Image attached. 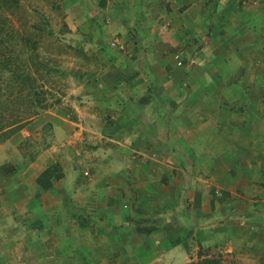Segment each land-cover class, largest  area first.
<instances>
[{"label": "crops", "instance_id": "1", "mask_svg": "<svg viewBox=\"0 0 264 264\" xmlns=\"http://www.w3.org/2000/svg\"><path fill=\"white\" fill-rule=\"evenodd\" d=\"M110 1L119 44L83 49L96 60L66 188L40 192L37 164L20 163L15 186L0 177V264L102 263L130 236L174 260L194 242L264 264V0H160L161 19L126 8L159 0Z\"/></svg>", "mask_w": 264, "mask_h": 264}, {"label": "rangeland", "instance_id": "2", "mask_svg": "<svg viewBox=\"0 0 264 264\" xmlns=\"http://www.w3.org/2000/svg\"><path fill=\"white\" fill-rule=\"evenodd\" d=\"M17 1L18 3L14 7L6 8L0 4V18L5 20L6 31L11 35L10 38L5 37L3 33L0 35V39L2 40L0 43V50L12 53L19 49L26 50V48L29 47L27 43L23 41V38L28 37L29 40L37 38L39 42L35 53L37 54V60L47 64L50 68H57V72L50 75V78L53 79V83L45 84L43 88L46 92L47 101H50L51 104L45 109L38 111L36 114L30 116L23 114V106H18L14 102L15 100L12 99V97L16 96L14 89L10 88L11 93L7 90L9 93L7 96L0 94V125L2 126V128H0V138L3 137L2 131L14 125L11 123V120L17 118V121L21 120L24 122L20 129L0 139V166L2 165V167H0V177L6 178V182H11L13 186H15L18 181L15 174L21 170L20 163H25L28 166H35L36 164L37 166H41V170L36 177L45 168L53 166V164L59 167L61 176L63 175V169L65 171L71 169L72 164H69V162H71L70 158L72 154H70V151L74 155V150H76L75 144L77 143V137H74V132L76 131L75 129L78 128V125L75 124L80 125L82 121H85L83 112L86 110L85 106L89 105V100H87L88 93L82 81L83 77H81L82 75L78 77L77 74H82V72L85 71L87 62L91 64L96 60V58L92 59V57L86 58L83 49L85 48L88 50L94 45L102 46L104 43L103 40L106 41L104 43L105 45L109 44L111 47L118 46V34L115 33L114 28L118 23L122 25L123 22L122 19L116 15L117 7H121V4L115 7L114 1L108 2L106 5L108 10L104 9L107 0H105L103 8L98 5V0ZM164 4L167 3L164 2L159 10V5L157 4H145L142 6V4L138 2L133 4L128 3L126 8L132 9L134 6L133 12H138L140 15H143L144 11L146 12L144 8L149 7V10L147 9L149 13L152 14V16L154 14L156 16L161 14V19L165 17L166 14L160 11L163 10ZM106 11L109 12L106 13ZM128 11L130 12V10ZM175 11L178 12L177 9ZM134 14L135 13H133L130 19H126V21L130 23L136 21ZM146 20L148 22L147 18ZM159 20L154 18L153 21L150 20V22H158ZM136 22H138V20ZM132 24L133 23L130 24L131 29L133 26ZM111 30L112 34H104L106 32L110 33ZM97 33L103 34L99 36ZM139 34L140 33H138V35ZM21 36L23 38H21ZM127 36L134 37L132 30L129 31ZM98 37H102V40ZM159 37L165 38V35H160ZM111 43H113V45H111ZM143 46L144 44L142 42V47ZM77 48H81V51ZM6 49L9 51H6ZM178 55L179 53H174L172 55L173 59L177 60L174 56L178 57ZM106 58L108 57L103 55L101 59H98L99 64L97 63L96 66H100L102 63L100 60L105 62ZM59 71L64 72L65 76L58 74ZM87 85L88 88L91 87L89 82L86 83V86ZM24 97L25 95L23 98ZM55 98H58V102L53 104L52 100ZM17 121L14 123L17 124ZM91 122L89 121L88 123ZM76 136H79V134H76ZM80 165L81 167H79ZM109 165L112 168L104 167V169L102 168L101 171L95 173L94 177L106 171L110 172L116 167L113 159L109 162ZM79 166L77 169L88 167L87 164H79ZM50 181L51 184L54 181H58V184L64 186V188H66V183H68L65 178L63 180H59V178L51 179ZM37 188L40 192L45 191L38 186ZM67 191L71 197L72 195L69 188ZM90 208L93 209L92 207ZM104 208L103 206L94 207L96 211H101ZM95 229L98 230V227L95 226ZM142 230L143 228L141 227L140 231ZM179 237L182 236L177 235V238ZM131 238L130 236L126 242L123 241L110 244L112 245V249L110 247L108 248V256L105 257V262L101 263L98 259L97 262H93V264H186L188 262L201 260L205 257L215 258L218 260L219 264L263 263L260 255H258V258L252 257V255L256 254L254 252L247 251L246 253H242L243 247H240V250L237 249V256L234 259L230 257L229 251H223L224 248H220L218 249L219 251H217L212 248L200 246V244L193 247L194 242L188 245L193 252L191 255H188L187 259L184 251V258H176V260H174V258L171 257L165 249L160 247L159 244L156 243V251L151 249L149 253H147L143 249L147 248L148 243L141 239H137V242H130ZM94 244L99 245L98 243ZM129 250L135 252L133 257ZM181 253V251L176 252V254ZM245 255L246 259L241 258Z\"/></svg>", "mask_w": 264, "mask_h": 264}, {"label": "trees", "instance_id": "3", "mask_svg": "<svg viewBox=\"0 0 264 264\" xmlns=\"http://www.w3.org/2000/svg\"><path fill=\"white\" fill-rule=\"evenodd\" d=\"M17 0H0V4L6 8L14 7L17 5ZM98 5L100 7H104L105 0H98ZM158 6V10L160 6H163L162 2L159 0L156 3ZM239 6L240 3L238 2ZM165 11H169L170 8L167 4H164ZM185 6L179 7L178 12L182 11ZM3 35L7 38H10L11 35L6 31L5 20L0 18V35ZM21 38H23L21 36ZM23 41L27 43L29 48L26 50L19 49L12 52H3L0 50V94H4V96L9 95L7 90L11 93L10 88L14 89L15 95L12 97L14 102L19 106H23V114L30 116L36 114L38 111L45 109L47 106H50L51 102L47 101L46 92L43 89L45 84H52L53 79L50 78L51 74L57 72V68H50L47 64L43 62H39L36 58V48L39 45L38 39H30L28 37H24ZM2 40L0 39V43ZM159 46V45H157ZM264 47V46H263ZM81 51V48H77ZM13 50V49H12ZM156 51V49L153 48ZM6 51H9L6 49ZM14 51V50H13ZM58 74L61 76H65L64 72L59 71ZM82 75V76H81ZM78 77H83L84 72L82 74H77ZM4 89V90H2ZM4 91V92H3ZM23 91V94H22ZM25 97L23 98V96ZM51 95V94H48ZM53 104L58 102V98H55ZM13 104L15 105V103ZM1 105V103H0ZM73 117V116H72ZM17 121V118L11 120V128H8L2 131L3 139L8 135L14 133L20 127H22L23 123L21 120L17 121V124L14 123ZM0 128L2 126L0 125ZM2 167V165L0 166ZM61 177V172L59 167L56 164L53 166H48L45 168L36 178V185L43 190H46L51 185V179H58ZM148 231V230H147ZM186 264H219L218 260L215 258H202L201 260H196L195 262H188Z\"/></svg>", "mask_w": 264, "mask_h": 264}, {"label": "built area", "instance_id": "4", "mask_svg": "<svg viewBox=\"0 0 264 264\" xmlns=\"http://www.w3.org/2000/svg\"><path fill=\"white\" fill-rule=\"evenodd\" d=\"M174 58L177 59V56H174ZM176 64L179 65V64H180V61L177 60V61H176Z\"/></svg>", "mask_w": 264, "mask_h": 264}]
</instances>
